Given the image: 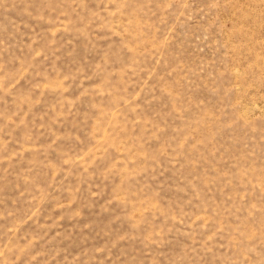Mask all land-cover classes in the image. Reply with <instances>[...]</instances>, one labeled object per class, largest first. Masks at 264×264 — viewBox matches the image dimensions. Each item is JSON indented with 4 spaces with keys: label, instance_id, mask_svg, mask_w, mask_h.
<instances>
[{
    "label": "rangeland",
    "instance_id": "obj_1",
    "mask_svg": "<svg viewBox=\"0 0 264 264\" xmlns=\"http://www.w3.org/2000/svg\"><path fill=\"white\" fill-rule=\"evenodd\" d=\"M0 264H264V0H0Z\"/></svg>",
    "mask_w": 264,
    "mask_h": 264
}]
</instances>
